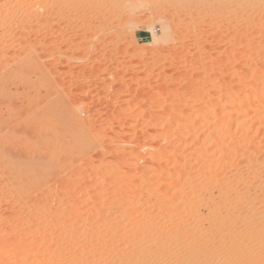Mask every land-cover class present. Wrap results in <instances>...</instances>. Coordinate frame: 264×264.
<instances>
[{
	"label": "rangeland",
	"instance_id": "374dc122",
	"mask_svg": "<svg viewBox=\"0 0 264 264\" xmlns=\"http://www.w3.org/2000/svg\"><path fill=\"white\" fill-rule=\"evenodd\" d=\"M204 1L0 0L1 51L11 55L30 44L22 52L34 50L21 54L30 62L37 61L36 54L41 56L37 71L36 66L28 72L15 68L12 56L0 71V241L7 243L0 264H42L40 259L43 264H72L76 253L89 254L88 249L99 244L113 254L124 249L136 256L135 242L143 238L147 244L150 238V233L138 231V224L161 217L159 209L177 197L187 171L192 185L208 183L206 176H215L214 171L220 177L230 167L231 175L240 173L250 154L258 155L252 156L254 161L263 159L264 3L246 14H219L224 8L217 7L190 13L188 8ZM169 22L172 28L169 24V33L164 34ZM182 25L187 27L181 29ZM150 28L157 40L150 36ZM255 87L262 95L249 104H236ZM42 109L44 117L39 115ZM76 117L80 123H75ZM56 119L68 124L67 129ZM40 124L49 131L56 127L59 139L64 134L57 141L61 144L38 147L31 131L39 133ZM75 128L85 137L65 139ZM161 158L165 163L159 162ZM226 161L232 165L227 167ZM256 164L248 179L256 173L264 177ZM248 179L256 185L249 182L252 202L254 194L259 199L255 196L254 205L245 203L253 205V218L264 224V206L257 203L263 196L257 186L264 181L257 185ZM237 181L233 186L240 191ZM212 187L208 191L218 201L216 186ZM202 191L198 195L202 201L194 202L200 217L208 215L214 202L205 198L208 191ZM157 192L161 199L155 198ZM182 209V204L176 207ZM204 221L200 226L208 229ZM65 228L70 232L65 234ZM71 236L78 241L73 250L66 246ZM16 237L21 247L12 256L8 244ZM162 251L169 261L170 248ZM24 254L28 258L23 259ZM259 257L264 264V246Z\"/></svg>",
	"mask_w": 264,
	"mask_h": 264
},
{
	"label": "bare ground",
	"instance_id": "6f19581e",
	"mask_svg": "<svg viewBox=\"0 0 264 264\" xmlns=\"http://www.w3.org/2000/svg\"><path fill=\"white\" fill-rule=\"evenodd\" d=\"M194 2H197L198 0H193ZM262 3H264V0H205L204 3L202 4V6L200 7H191V8H188V10L190 11V13H195L196 11L200 10L201 12H208L211 8H224L222 10V12L219 14H223L224 11H228V12H232V13H240V14H246L245 11L250 9V8H254V7H260L262 5ZM242 4H244V6L242 7ZM219 11V10H218ZM40 16V15H39ZM38 16V17H39ZM210 16V14L208 15ZM221 16V15H220ZM26 16H24L25 18ZM29 18V17H27ZM33 18H36V16H34ZM40 18V17H39ZM44 18V15L43 17ZM20 19V18H19ZM23 19V18H22ZM26 19V18H25ZM17 20V19H16ZM21 20V19H20ZM28 20V19H27ZM33 20V19H32ZM23 22V20H21ZM20 21V22H21ZM30 21V20H28ZM27 21V23H28ZM35 21V19H34ZM37 21V20H36ZM240 21V20H239ZM238 21V22H239ZM18 22V21H17ZM31 22V21H30ZM29 22V23H30ZM39 22V20H38ZM172 22V21H171ZM238 22H236L235 24L238 25ZM243 22V21H242ZM35 23V22H33ZM33 23H30V24H33ZM40 23V22H39ZM246 23V22H245ZM13 24V22H12ZM20 24V23H19ZM18 24V25H19ZM23 24V23H22ZM42 24V22H41ZM170 22L168 24L165 25V29H164V34H167V31H168V28L171 26H169ZM234 26H237L235 25ZM241 24V21L240 23ZM244 24V23H242ZM241 24V25H242ZM248 24V23H246ZM10 25H11V22H10ZM15 25V24H14ZM24 25V24H23ZM26 25V23H25ZM245 25V24H244ZM8 26V25H7ZM22 26V25H21ZM33 26V25H31ZM30 26V27H31ZM169 26V27H168ZM6 27V26H5ZM12 27V26H11ZM17 27V26H16ZM187 25H182L180 28L184 29L186 28ZM238 27V26H237ZM7 28V27H6ZM24 27L20 28V29H23ZM26 28V27H25ZM172 28V26H171ZM249 28V27H248ZM8 29V28H7ZM12 29V28H11ZM10 29V30H11ZM42 29V28H41ZM15 30L12 29L11 31ZM24 30V29H23ZM33 30V29H32ZM170 30V28H169ZM7 31V30H6ZM9 31V30H8ZM17 31H18V28H17ZM15 31V33L17 32ZM22 31V30H21ZM19 30V32H21ZM28 31V30H27ZM30 31V30H29ZM36 31V30H35ZM46 31V30H45ZM10 32V31H9ZM32 32V31H31ZM42 32V31H41ZM77 32V31H76ZM149 32L151 33L150 36H152L153 38L152 39H156V35H155V31L150 28ZM14 33V34H15ZM169 33V31H168ZM11 34V33H9ZM13 34V35H14ZM22 34V33H21ZM28 34V33H27ZM70 34V33H69ZM75 34V33H73ZM16 35V34H15ZM31 35V34H29ZM43 36V34H41ZM23 36V35H22ZM21 36V37H22ZM72 36V35H71ZM19 37V38H21ZM27 38V36H25ZM24 38V37H23ZM25 38V39H26ZM31 38V37H30ZM31 40V39H30ZM24 41V40H23ZM25 43H27V41H24ZM4 43V42H3ZM19 43V42H18ZM31 43V42H30ZM23 44V43H22ZM28 44V43H27ZM2 44H0L1 46ZM4 45V44H3ZM19 45H21L19 43ZM19 45L17 47H19ZM30 45V44H29ZM29 45H23L22 48L24 46H27V48H30ZM32 45V44H31ZM29 46V47H28ZM4 47V46H3ZM21 47V46H20ZM32 47V46H31ZM21 48V51L19 49L20 52L18 53H13V50H12V54L11 55H7L4 50L1 51L0 49V71H2V67L4 68L5 66V63L6 61L10 60L11 59V64L13 66H16L15 68L17 69H20L21 71H25V72H28V71H31V69L33 67H35L36 71H37V67L39 66L38 64H35L36 62L38 63L40 60H38V57L39 55L36 54V59L37 61H32L30 62V60H28L27 56L25 55L26 53L28 54L29 51L31 50H34L33 48L31 50H29L26 53L23 51L22 52V49ZM5 49V48H4ZM11 49V48H10ZM3 50V48H2ZM16 50V49H15ZM11 51V50H10ZM17 51V50H16ZM15 52V51H14ZM32 52V51H31ZM37 52V51H36ZM21 53H25L23 56ZM30 53V52H29ZM42 53V52H40ZM70 53V52H69ZM35 54V52H34ZM63 55V54H62ZM10 56H12L10 58ZM67 58V55H65ZM69 56V55H68ZM41 57V56H40ZM39 57V58H40ZM71 57V56H70ZM70 57L68 60H70ZM10 58V59H9ZM27 58V60H26ZM66 59V60H67ZM42 60V58H41ZM71 61V60H70ZM41 62V61H40ZM10 62L6 63L7 66L8 65H11L9 64ZM11 65V66H12ZM38 65V66H37ZM41 66V64H40ZM39 66V67H40ZM7 68V67H6ZM8 68H10V66H8ZM5 69V68H4ZM34 69V68H33ZM32 69V70H33ZM12 70V69H11ZM10 70V71H11ZM14 70V68H13ZM4 71V70H3ZM15 71V70H14ZM18 71V70H17ZM34 71V70H33ZM5 72V71H4ZM3 72V73H4ZM39 72V71H38ZM9 73V72H8ZM16 73V72H15ZM18 73V72H17ZM1 74V72H0ZM14 74V73H13ZM2 76V75H1ZM10 77V76H9ZM2 78V77H1ZM7 78V77H6ZM3 80L5 78H2ZM1 79V80H2ZM6 81V80H5ZM2 83V82H1ZM5 83V82H4ZM9 84V83H8ZM27 84L29 85V83L27 82ZM3 85V84H2ZM6 85V83L4 84ZM31 85V84H30ZM34 86V85H33ZM3 87V86H2ZM1 87V88H2ZM30 88V87H29ZM260 88V87H259ZM258 87H255L254 89L250 88L248 89L247 91H245L244 95L240 98L242 99L241 102L239 103H236V104H244V103H250V101L254 98H258L259 96L258 95H262V94H258V92H256V90L259 89ZM30 90V89H29ZM262 90H264V86H262V88L260 89V91L262 92ZM118 94V93H117ZM254 97V98H253ZM260 98H264V96L262 95ZM238 100H239V97H238ZM248 103V104H249ZM30 104V103H29ZM37 105V104H36ZM39 105V104H38ZM32 106V105H31ZM40 106V105H39ZM22 107V106H21ZM24 107V106H23ZM29 107V106H28ZM34 107V106H33ZM41 107V106H40ZM77 107V105H76ZM79 107V106H78ZM77 107V108H78ZM26 108V107H25ZM18 109V108H17ZM20 109V108H19ZM18 109V110H19ZM31 109V108H30ZM38 109V108H37ZM36 109V110H37ZM40 109V108H39ZM44 109V107H43ZM41 110L39 111L41 114H39L40 116L42 115V117H44V114H46V110ZM63 109V108H62ZM80 109V108H78ZM35 110V108H34ZM35 110V111H36ZM50 111V109H47ZM65 110V107L63 109V111ZM73 110V109H72ZM17 111V110H15ZM20 111V110H19ZM22 111V110H21ZM25 111V110H23ZM35 111L31 112V113H35ZM49 111H48V114H49ZM78 111V110H77ZM81 111V110H80ZM13 112V111H12ZM17 113V112H16ZM19 113V112H18ZM24 113V112H22ZM73 113V112H72ZM76 114V113H75ZM11 115V114H10ZM20 115V114H19ZM25 115V114H23ZM28 115V114H27ZM30 115V113H29ZM37 115H38V112H37ZM36 115V117H38ZM13 116V115H12ZM48 116V115H47ZM75 116V115H74ZM73 116V117H74ZM80 116V115H79ZM19 117V116H18ZM17 117V118H18ZM9 118V117H8ZM16 118V119H17ZM77 118V117H76ZM80 118V117H78ZM76 119L75 123L80 121L79 119ZM31 119V118H30ZM29 119V120H30ZM15 120V119H14ZM33 120V119H32ZM35 120V119H34ZM60 120V118H59ZM67 120V119H66ZM70 120H73L72 119V116H71V119ZM37 121V120H35ZM40 120L38 119V122ZM27 122V121H26ZM37 122V124H33V125H38L39 123ZM46 122V121H45ZM55 122H58V119H56ZM54 122V124H56ZM82 122V121H81ZM264 122V121H263ZM11 123V122H10ZM16 123V122H15ZM29 123V121L27 122ZM33 123V121L31 122ZM44 123V122H43ZM50 124L52 122H49ZM59 124L61 122H58ZM71 123V122H70ZM80 123V122H79ZM7 124V123H6ZM50 124L48 126H50ZM64 125H66V123H63ZM15 125V124H14ZM26 125V123H25ZM45 125V124H44ZM42 124H40V132L38 133L36 130H33L31 132L34 131V135H36V137L34 138H37L36 142L37 143V146L40 147H53L54 148L56 147L54 144L55 142H57L58 140H61L62 138H64V134H61L62 138L59 139V135H56L57 133H55V131L57 130V128L55 127V125L52 127V128H56L55 131L53 130H50L52 131V133H50V131L48 130L49 128H46V126H44ZM61 127L64 126L62 124H60ZM58 124H56V126H59ZM16 126V125H15ZM24 126V125H23ZM32 126V125H31ZM47 126V127H48ZM68 126V124H67ZM67 126H64L65 129H67L66 127ZM9 127V126H8ZM28 127V125H27ZM35 127V126H34ZM33 127V128H34ZM38 127V126H37ZM38 127V128H39ZM60 127V128H61ZM238 127V126H237ZM12 128V127H11ZM19 128V127H18ZM30 128V126H29ZM38 128H34V129H37L39 130ZM64 128L62 130H64ZM77 128V127H76ZM73 129V130H69V133L68 131H66L67 135L65 137V139L67 140H75V139H79L81 138V136L83 135L82 134V131L81 129L79 130H76ZM239 128V127H238ZM237 128V130H238ZM8 129V128H7ZM17 129V128H16ZM23 129V127L21 128ZM20 129V130H21ZM31 129V128H30ZM242 129V128H241ZM27 130V129H26ZM61 130V131H62ZM25 130L23 129V132ZM46 131H49V132H46ZM60 131V130H59ZM243 131V129H242ZM27 132V131H26ZM37 132V134H36ZM54 134L53 136H51L50 134ZM57 132V131H56ZM64 132V131H63ZM62 133V132H61ZM65 133V132H64ZM243 133V132H242ZM244 133H247L244 132ZM28 134V133H27ZM32 134V133H31ZM30 134V135H31ZM93 134V133H92ZM90 133V135H88L87 137L91 136L92 135ZM240 134V133H239ZM38 135V136H37ZM60 136V137H61ZM33 137V136H32ZM85 136L83 135V138ZM97 138V136H96ZM64 139V140H65ZM90 139V137H89ZM94 139V138H93ZM65 140V141H67ZM75 140V141H77ZM81 140V139H80ZM83 140V139H82ZM90 141V140H89ZM94 141V140H93ZM96 141V140H95ZM68 142V141H67ZM70 142V141H69ZM92 142V141H91ZM58 143V142H57ZM56 143V144H57ZM72 143V142H71ZM93 143V142H92ZM27 144V143H26ZM25 144V146H27ZM30 144V143H29ZM59 144V143H58ZM61 144V142H60ZM59 144V145H60ZM63 144V143H62ZM67 144V143H66ZM70 144V143H69ZM79 144V143H78ZM82 144V143H81ZM32 145L35 146L34 142L32 143ZM58 145V146H59ZM72 145V144H71ZM93 145V144H92ZM249 145V144H248ZM65 146V144H64ZM24 147V146H23ZM28 147V146H27ZM37 147V148H38ZM68 147V146H67ZM87 147V146H86ZM264 147V146H263ZM69 148V147H68ZM259 148V147H258ZM257 148V149H258ZM261 148V147H260ZM40 149V148H39ZM255 149V147H254ZM264 149V148H262ZM69 150V149H68ZM76 150V149H74ZM73 150V151H74ZM250 149H248L249 151ZM256 150V149H255ZM255 150H252L251 151H255ZM78 151V150H77ZM261 151V149H260ZM259 151V152H260ZM264 151V150H262ZM161 153L162 150H161ZM166 153V152H165ZM201 153H205V152H201ZM208 153V152H207ZM255 153V152H253ZM262 153V152H261ZM157 154V153H156ZM160 154V153H159ZM258 154V153H257ZM175 155V154H173ZM248 155V154H246ZM263 155V154H262ZM171 156V155H170ZM192 156V155H191ZM190 156V157H191ZM199 158H200V155L198 154ZM197 156V157H198ZM202 156V155H201ZM245 156V155H244ZM252 156H255V155H251L249 156L248 159H246L242 166V171L238 174H235V175H231L233 173H231L230 169V162L226 161L225 162V165L227 166V164L229 165L230 169H228L229 173L225 174L224 177H220L219 174L216 175L214 169H212L214 171V174L215 176H212L211 175V169H210V172H209V169L208 172L210 174H207L209 176H206V177H209V182L205 183L203 182L202 180L200 182H197V184L195 185H192V182L190 183V179L191 178V173H189L187 171L186 173V178L184 180V183L183 185L178 188L176 190V193H177V197L175 198H172L170 201L167 202L166 204V207L165 209H159L160 211V215L161 217H159V219L157 221H153V220H147V221H142L138 224V231L141 233V234H145L147 235V233L149 234L150 233V238H149V242L147 244H145L144 239L141 238L139 240H137L135 242V245L137 246L135 249H136V253L137 254L136 256L132 255V251L131 253H126L123 250L120 249V251L116 254H113V251L111 249H105V248H101V245L99 244L98 246H94V247H91L90 249H88V253H76L74 256H72L73 258H75L73 260V263L72 264H262L261 263V258L259 257V253L261 252L262 250V247L264 246V224L261 220H256L253 218V215L255 217V214L252 213V206L256 203H254L256 201V197H258L259 199V196H256L255 191L254 194L255 196H253L255 199L254 202H252V197H251V192L249 191V182L250 181H247L246 179L247 176H249V173L251 174L252 171H255L254 169L251 170L252 168V164H257L259 163L258 167L262 170V172L264 171V157L262 160H260V162H258L257 160H252ZM258 156V155H257ZM255 156L254 159H258V157ZM260 156V155H259ZM157 157V156H155ZM164 157V156H162ZM166 157V156H165ZM168 157V156H167ZM166 157V158H167ZM174 157V156H173ZM176 157V156H175ZM174 157V159H175ZM196 157V155L194 156ZM245 157H248V156H245ZM62 158V157H61ZM157 158H160V157H157ZM169 158V157H168ZM189 158V157H188ZM187 158V159H188ZM202 158V157H201ZM262 158V157H261ZM155 159V158H154ZM153 159V160H154ZM177 159V158H176ZM175 159V160H176ZM186 159V160H187ZM192 159V157H191ZM190 159V161H191ZM260 159V158H259ZM161 160V161H160ZM165 158H161L159 159V162H161L162 164L165 163V162H162L164 161ZM185 160V161H186ZM199 159H196V161H198ZM167 161V160H166ZM184 161V162H185ZM201 161V160H200ZM253 162V163H252ZM167 163V162H166ZM173 163V162H172ZM192 163L194 164V162L192 161ZM197 164V162H195ZM175 164V163H174ZM177 164V163H176ZM185 164H187L185 162ZM189 164V163H188ZM187 164V166H188ZM224 164V163H222ZM221 164V165H222ZM256 164V166H257ZM182 165V164H181ZM232 165V164H231ZM134 166V165H133ZM132 166V168H133ZM177 166V165H176ZM186 166V165H185ZM184 166V167H185ZM186 166V169L187 170V167ZM218 166V165H216ZM220 166V165H219ZM224 166V165H223ZM254 166V165H253ZM183 167V168H184ZM191 167V166H190ZM228 167V166H227ZM235 167V166H233ZM179 169V167H177ZM180 168H182L180 166ZM210 168V167H208ZM223 168V167H222ZM236 168V167H235ZM235 168H232L233 170H235ZM245 168V169H244ZM217 169V168H215ZM221 170V168H219ZM226 169V167H225ZM227 169L225 170L227 172ZM256 169V168H255ZM258 169V168H257ZM188 170H190L188 168ZM219 170V171H220ZM251 170V171H250ZM218 171V173H219ZM224 171V170H222ZM131 172H134V169H131ZM207 172V173H208ZM221 172V171H220ZM257 172V171H256ZM224 173V172H223ZM213 174V172H212ZM206 175V174H205ZM229 176H232V177H228ZM217 176H219V178H217ZM257 176L259 177L257 180L255 178H257ZM263 173H256L255 174V177L254 178H250L248 180H253L255 179V181L257 182V185L258 183H261L262 181H264L263 179ZM206 179V178H205ZM207 179V180H208ZM237 179H240V183L242 185V188L240 189V191L237 189V186H233V184H235L234 182L237 181ZM262 179V180H260ZM251 180V181H252ZM206 181V180H205ZM254 181V183H255ZM261 181V182H260ZM205 183V184H203ZM238 183V181H237ZM239 183V185H240ZM251 183V182H250ZM252 186H254L255 184H253V182L251 183ZM250 184V186H251ZM216 186V188L214 187V189H216V191H218V201L215 200L212 198L211 194H212V190L211 192H209L208 190L213 188L212 186ZM184 186V187H183ZM259 186V185H258ZM257 188L262 190V193L260 191V194H263V196L261 197L260 195V200L257 201V203H261V205L264 206V183L261 184V188L260 186ZM211 187V188H210ZM233 187H235L236 189H234ZM256 187V185H255ZM185 188H187L185 190ZM213 189V190H214ZM255 188L253 187V190ZM202 191V194L205 193V192H209V196L205 197L207 198L208 200L210 198H212V201H214L212 203V205H210L211 207L209 208L208 207V212H207V216L205 215L204 217H200L198 214H197V211H196V204H199L200 201H202V199L199 198V191ZM252 190V191H253ZM256 190V189H255ZM259 191V190H258ZM157 195V197L155 196ZM155 198L156 199H161L163 196H161L162 194H159L157 192V194H155ZM258 195V194H257ZM215 197V196H214ZM217 199V198H216ZM257 199V200H258ZM250 201L252 204V206L249 204L247 206V201ZM96 201V200H95ZM210 201V200H209ZM248 201V203H250ZM94 202V200L92 201ZM196 202V204L194 203ZM246 202V203H245ZM245 203V204H243ZM180 204L183 205V209L179 212L178 210H176V207L179 206ZM243 204V205H242ZM207 205V204H206ZM244 205L246 206V208H244ZM258 205V204H257ZM260 205V204H259ZM256 206V205H255ZM159 208H162V206H160ZM245 209L243 211H241L242 209ZM163 210V211H162ZM241 211V212H240ZM182 215H185L186 216V219H181L180 217ZM189 216V217H188ZM180 218V219H179ZM205 219V221L203 220ZM255 221H254V220ZM15 221V220H14ZM207 222L209 223V228L208 229H204L205 227H201L200 225H203L200 224V222ZM256 226V228L254 227V225ZM251 225H253L252 227H254L253 229L251 228ZM251 228V229H250ZM23 230V229H22ZM106 230V228L104 229ZM24 231V230H23ZM69 231V229L65 228L64 229V233ZM70 232V231H69ZM242 232V233H241ZM66 234V233H65ZM241 236H245V239L243 241H238V238L241 237ZM125 237V236H124ZM124 237L122 238V240L124 241ZM17 238V237H16ZM14 239L12 238L11 241L9 242L8 244V248L11 252V255L13 256L14 252H16L15 250L18 248L19 246V243H18V238L17 239ZM20 238V237H19ZM96 240L99 241V237L95 238ZM143 240V241H142ZM20 241V240H19ZM97 241V242H98ZM4 242V241H3ZM5 242H7V240H5ZM77 243L78 241L74 238V237H70L69 240H67V245L71 250L75 249L76 246H77ZM21 245V244H20ZM5 246H7V243H2L0 241V254L2 255V257H5V255L3 256L4 254V248ZM21 247V246H19ZM163 247L165 248H170V252L169 254L171 255L169 257V261H166L165 258L163 257V251L161 253H159V250H162ZM171 249H175V251H171ZM86 252V251H85ZM134 253V252H133ZM84 254H87L86 256ZM7 256V255H6ZM27 256H29L28 254H24L22 255V258L25 259ZM62 256V257H60ZM60 258L62 260L65 259L66 256H64V254H60ZM8 257V256H7ZM6 257V258H7ZM71 257V258H72ZM0 258V259H1ZM28 258V257H27ZM60 258H58V260H60ZM11 259V257H10ZM50 260H48V263L49 261L52 262V257L50 258ZM42 261V264H43V261L42 259H40ZM39 260V261H40ZM37 261V260H36ZM35 262V261H34ZM50 264V263H49ZM52 264V263H51ZM70 264V262L68 263Z\"/></svg>",
	"mask_w": 264,
	"mask_h": 264
}]
</instances>
